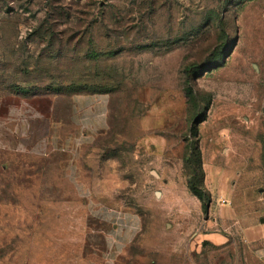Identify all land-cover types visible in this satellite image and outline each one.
Masks as SVG:
<instances>
[{"label":"rangeland","instance_id":"obj_1","mask_svg":"<svg viewBox=\"0 0 264 264\" xmlns=\"http://www.w3.org/2000/svg\"><path fill=\"white\" fill-rule=\"evenodd\" d=\"M222 201L264 219V0H0V264H102L97 206L142 222L115 264H264Z\"/></svg>","mask_w":264,"mask_h":264},{"label":"crops","instance_id":"obj_2","mask_svg":"<svg viewBox=\"0 0 264 264\" xmlns=\"http://www.w3.org/2000/svg\"><path fill=\"white\" fill-rule=\"evenodd\" d=\"M78 109L80 110L78 113L80 114L81 128L79 133L100 134L105 131L107 108L103 98L78 99ZM86 110H90V112H86ZM71 148H73L72 143L67 149ZM94 210L97 221L105 223L106 227L99 233L103 234L102 237L98 235V237H92L87 241L89 250L101 260L102 264H115L139 235L142 227L141 219L136 213L129 211L120 213L113 209H104L102 206H97ZM220 214L222 224L232 223L233 230H241L248 241L258 245L264 244V223L260 221V224L243 229L239 225L235 209L226 204L220 207Z\"/></svg>","mask_w":264,"mask_h":264},{"label":"trees","instance_id":"obj_3","mask_svg":"<svg viewBox=\"0 0 264 264\" xmlns=\"http://www.w3.org/2000/svg\"><path fill=\"white\" fill-rule=\"evenodd\" d=\"M191 68H188L190 70ZM188 96H192V92L188 93ZM193 134L195 137L198 135V128H194ZM193 155L191 157L185 158L186 168L190 171V177L188 181V189L190 192L196 196L204 206L211 203V197L206 192H203L204 184V173H203V162L201 151L199 149V140L196 139L192 147ZM190 168H189V167Z\"/></svg>","mask_w":264,"mask_h":264},{"label":"built area","instance_id":"obj_4","mask_svg":"<svg viewBox=\"0 0 264 264\" xmlns=\"http://www.w3.org/2000/svg\"><path fill=\"white\" fill-rule=\"evenodd\" d=\"M222 204H224V205H225V204H227V202H226V201H222Z\"/></svg>","mask_w":264,"mask_h":264},{"label":"water","instance_id":"obj_5","mask_svg":"<svg viewBox=\"0 0 264 264\" xmlns=\"http://www.w3.org/2000/svg\"><path fill=\"white\" fill-rule=\"evenodd\" d=\"M261 222H262V223H264V219H263V220H261Z\"/></svg>","mask_w":264,"mask_h":264}]
</instances>
